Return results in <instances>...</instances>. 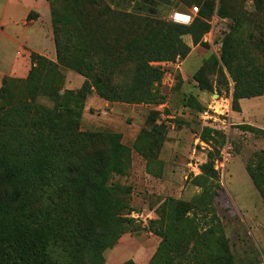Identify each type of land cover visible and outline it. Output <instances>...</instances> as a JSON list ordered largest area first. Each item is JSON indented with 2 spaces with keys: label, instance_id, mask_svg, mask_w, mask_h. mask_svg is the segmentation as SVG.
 Masks as SVG:
<instances>
[{
  "label": "trees",
  "instance_id": "trees-1",
  "mask_svg": "<svg viewBox=\"0 0 264 264\" xmlns=\"http://www.w3.org/2000/svg\"><path fill=\"white\" fill-rule=\"evenodd\" d=\"M152 2L116 11L97 0H48L56 61L32 53L27 78H6L0 88V264H105V252L136 229L131 188L112 183L128 172L130 149L120 133L81 130L86 101L95 93L111 103L158 105L165 75L151 63L187 58V35L206 46L215 9L234 24L214 40L213 71L202 65L194 81L204 92L226 91L235 112L242 100L264 96V0H254L253 14H231L225 0L187 1L200 9L190 25L157 9L150 17ZM66 70L85 79L80 89L64 90ZM193 100L186 97V106ZM196 106L200 116L206 106ZM147 124L135 150L150 160L165 144V123L153 112ZM216 134L219 147L190 179L201 189L196 205L168 198L144 227L161 238L149 264H237L215 208L225 134L205 128L200 137L211 147ZM246 171L264 202V149Z\"/></svg>",
  "mask_w": 264,
  "mask_h": 264
},
{
  "label": "rangeland",
  "instance_id": "rangeland-1",
  "mask_svg": "<svg viewBox=\"0 0 264 264\" xmlns=\"http://www.w3.org/2000/svg\"><path fill=\"white\" fill-rule=\"evenodd\" d=\"M5 1L0 0V8L4 6ZM136 1L141 0H97L100 6H110L116 11L120 9L118 5H122L123 10L130 11V7ZM143 1L147 4V0ZM176 1L153 0L154 4L151 3V9L146 14L150 17L156 16L158 13L154 14L152 10L157 9L161 11V18L177 23L173 17L176 13H182L190 15L191 21L188 24L183 22L177 24L190 25L197 17L192 15L191 8L187 7V1L191 0H182L181 4H176ZM225 2L224 7L231 14H253L255 11L254 0ZM208 21L212 28L203 38L206 46H194L187 35L184 42L191 48L188 58L151 63L155 67H161L165 75L158 85L160 97L158 105L111 103L97 98V95L92 96L95 93H91L82 115V131L105 130L120 133L123 144L130 149L128 172L124 176L112 178V183L131 188L130 205L134 210L132 217L136 221V229L120 238L125 235L136 236L140 241L136 252L143 249L149 253L151 250V257L157 250L156 235L144 230V227L155 218V211L168 198L196 205V198L201 194V189L193 186L190 179L200 174V166L206 162L208 151L213 145L219 147L222 141L218 134L208 137L212 143L211 147L201 141L200 136L207 127L203 126L196 105L200 102L202 106H211L221 114L220 111L226 110L223 107V100L226 101L224 97H228L226 91L221 95L217 90L201 91L194 81V75L186 80L182 79L183 70L192 75L202 65L208 64V68L211 66L210 70L213 71L210 55L219 57L220 53V46L214 44V40L222 31H227L228 27L234 24L231 16L219 17L216 9ZM167 74L171 77H166ZM64 75V90H78L85 81L82 76L69 70L64 71ZM179 77L182 82L179 81ZM212 78L217 79L215 76ZM165 80L167 85H164ZM190 96L196 101L193 100L191 106H186V97ZM228 101L231 102L230 99ZM161 102L163 104L159 105ZM153 112H156L157 118L161 117V114L172 118L165 120V131L161 130L164 133L165 144L161 146L162 148L154 147V157L148 160L135 150V143L141 132L148 128L147 121ZM229 118L232 126L224 142L228 140L231 144V158L223 168L217 170L220 175V191L215 198L216 213L225 227L236 263L264 264V202L246 171V165L254 161L255 153L264 149V134L259 132L264 130V96L242 103L240 112L233 111L232 107ZM220 120L221 122L213 124L210 126L213 128L208 129L216 132L226 131L227 127L223 128L221 125L224 117H220ZM250 127L256 131H251ZM218 159H221V152ZM144 244L149 247L144 249L142 247ZM132 248H135V245H132ZM112 249L105 252V259Z\"/></svg>",
  "mask_w": 264,
  "mask_h": 264
},
{
  "label": "crops",
  "instance_id": "crops-1",
  "mask_svg": "<svg viewBox=\"0 0 264 264\" xmlns=\"http://www.w3.org/2000/svg\"><path fill=\"white\" fill-rule=\"evenodd\" d=\"M185 15L176 13L175 17L187 23ZM189 40L192 41L190 36ZM32 53L56 61L48 0H6L0 8V88L6 78H27L32 66ZM197 71L189 75L183 70L182 79H188ZM246 101L242 100L240 106ZM155 237L158 247L161 238ZM139 242L136 236H123L110 251L105 264H123L129 260L135 264H149L152 252L150 250L148 253V250L143 249L136 252ZM132 245H135V248H132ZM147 246L142 245L144 249Z\"/></svg>",
  "mask_w": 264,
  "mask_h": 264
},
{
  "label": "built area",
  "instance_id": "built-area-1",
  "mask_svg": "<svg viewBox=\"0 0 264 264\" xmlns=\"http://www.w3.org/2000/svg\"><path fill=\"white\" fill-rule=\"evenodd\" d=\"M199 11H200L199 7L193 6L191 8L192 15H198ZM175 16L176 14L173 17V20L178 23V21H176ZM187 17H188V23H189L191 21V16L187 15ZM166 77L170 78L171 76L167 74ZM164 85H167L166 80L164 82ZM224 98L226 99V101L223 100V104H224L223 107L226 109L224 110V112L220 111L221 114H219L211 106H207L206 109L200 114V119H201V122L203 123V126L208 128L215 123L221 122L220 117H224V121L221 125L223 126V128L227 127V130L223 131L225 136H227L230 133L231 126H232L230 122V118L228 119L229 114L231 113V110H232V97L230 95ZM229 99L231 100V102L228 101ZM227 107H229V109ZM159 112H161V110ZM160 118H161V121L165 123V120H169L172 117L161 114ZM166 125L171 126V127L173 126L171 123H166ZM210 128H213V127H210ZM230 150H231V144L229 143L228 140H226L221 150V159L217 161L215 165L216 170H219V168H223L225 164H227V162L230 160L231 158Z\"/></svg>",
  "mask_w": 264,
  "mask_h": 264
},
{
  "label": "bare ground",
  "instance_id": "bare-ground-1",
  "mask_svg": "<svg viewBox=\"0 0 264 264\" xmlns=\"http://www.w3.org/2000/svg\"><path fill=\"white\" fill-rule=\"evenodd\" d=\"M185 16L187 17V15H185ZM176 21H178V23H179V22H183V23H185V21L180 20V19H177V18H176ZM187 23H188V17H187Z\"/></svg>",
  "mask_w": 264,
  "mask_h": 264
}]
</instances>
